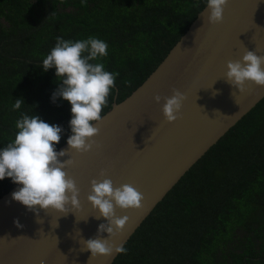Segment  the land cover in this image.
<instances>
[{
    "label": "trees",
    "instance_id": "trees-1",
    "mask_svg": "<svg viewBox=\"0 0 264 264\" xmlns=\"http://www.w3.org/2000/svg\"><path fill=\"white\" fill-rule=\"evenodd\" d=\"M206 4L0 0V149L14 140L22 115L62 126L56 150L71 135V104L52 99L61 78L42 67L57 37L108 44V54L92 61L119 73L104 114L117 90L121 101L150 75ZM15 185L0 180V197ZM125 248L113 264H264V99L181 178Z\"/></svg>",
    "mask_w": 264,
    "mask_h": 264
},
{
    "label": "water",
    "instance_id": "water-1",
    "mask_svg": "<svg viewBox=\"0 0 264 264\" xmlns=\"http://www.w3.org/2000/svg\"><path fill=\"white\" fill-rule=\"evenodd\" d=\"M209 12L206 4L125 99L117 101L116 91L97 125L100 133L94 139L99 147L85 153L69 149L68 156L60 157L75 160L65 171L77 183L80 208L69 205L67 215L40 209L37 217L12 199L19 184L0 197V264H113L119 254L91 258L82 243L95 238L99 225L107 223L102 216L96 218L99 211L88 201L92 179L105 178L100 176L104 169L114 186L129 183L144 194L142 207L116 209L118 216L130 217L123 232L112 238L125 247L181 178L264 99V86L246 84L248 90L241 93L226 81L229 60H242L246 50L264 56V0H229L220 23H208ZM173 89L186 99L182 116L168 122L162 110L165 101L157 103L154 97L171 96ZM68 148L66 141L57 151ZM108 236L104 232L101 238Z\"/></svg>",
    "mask_w": 264,
    "mask_h": 264
},
{
    "label": "clouds",
    "instance_id": "clouds-1",
    "mask_svg": "<svg viewBox=\"0 0 264 264\" xmlns=\"http://www.w3.org/2000/svg\"><path fill=\"white\" fill-rule=\"evenodd\" d=\"M228 3L229 0H207L210 10L207 22H222ZM107 49L108 44L95 37L75 41L57 37L55 46L43 59V69L47 71L54 67L56 77L61 78L59 87L53 93V102L63 98L71 104L68 149L56 150L61 140L62 126L50 124L38 115H22L15 124L18 131L14 140L0 149V180L10 177L14 183L22 185L12 193V199L27 206L29 211L36 212L37 217L40 209L46 211L53 208L67 215L69 205L75 209L81 207L77 183L65 171L75 160L69 157L62 161L60 157L68 156L69 149L85 153L94 146L99 147L94 139L100 133L97 125L103 119V109L119 76L118 72L106 71L102 63L92 62L106 56ZM226 81L241 93L248 90L246 84L264 86V56L258 55L256 50H246L242 60H229ZM124 83L131 85V81ZM154 99L157 103L162 99L165 101L162 110L168 122H175L182 116L186 96L179 89H173L171 96L161 97L157 94ZM22 102L21 98L16 99L13 109H19ZM217 113H220L219 110ZM100 176L105 178L91 181L88 201L99 211L96 218L102 216L107 223L99 225L95 238L82 239L86 245L84 250L92 253L91 258L127 253L124 244L117 245L112 238L123 232L130 217L118 216L116 209H138L144 200V194L134 185L125 183L114 186L104 169ZM14 222L17 227H23L19 219ZM104 232L109 234L107 238H101Z\"/></svg>",
    "mask_w": 264,
    "mask_h": 264
},
{
    "label": "flooded vegetation",
    "instance_id": "flooded-vegetation-1",
    "mask_svg": "<svg viewBox=\"0 0 264 264\" xmlns=\"http://www.w3.org/2000/svg\"><path fill=\"white\" fill-rule=\"evenodd\" d=\"M240 230H241V229H238L237 231H238V233L242 234V236H243V232L241 233L242 230H241V231H240Z\"/></svg>",
    "mask_w": 264,
    "mask_h": 264
}]
</instances>
